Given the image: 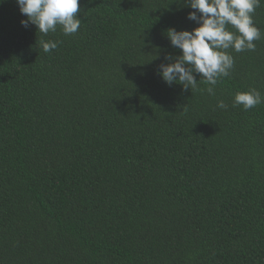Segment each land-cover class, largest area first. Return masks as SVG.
<instances>
[{
	"label": "trees",
	"instance_id": "obj_1",
	"mask_svg": "<svg viewBox=\"0 0 264 264\" xmlns=\"http://www.w3.org/2000/svg\"><path fill=\"white\" fill-rule=\"evenodd\" d=\"M186 5L79 0L43 36L0 0V264H264V103L232 106L264 96V0L215 95L157 75Z\"/></svg>",
	"mask_w": 264,
	"mask_h": 264
},
{
	"label": "clouds",
	"instance_id": "obj_2",
	"mask_svg": "<svg viewBox=\"0 0 264 264\" xmlns=\"http://www.w3.org/2000/svg\"><path fill=\"white\" fill-rule=\"evenodd\" d=\"M19 12L26 17L21 26L34 25L43 36L55 33L59 27L65 36L75 34L81 27L79 0H15ZM261 0H187V7L195 11L187 14V19L198 25L192 31L166 30L170 45L180 51L170 61L158 65L157 75L167 84L181 85L183 90L197 88L195 74L209 85L206 91L215 95V85L220 77H227L234 66V58L229 49L240 53L254 51L256 40L261 38V30L254 24L252 15ZM231 26L235 31H230ZM45 53L57 48L58 42L41 39ZM199 79V80H200ZM264 103V96L255 89L238 91L232 106H242L249 110ZM217 108L227 109L223 100Z\"/></svg>",
	"mask_w": 264,
	"mask_h": 264
}]
</instances>
